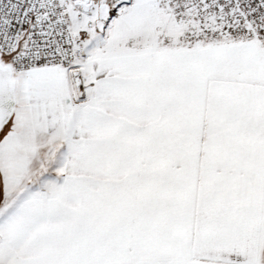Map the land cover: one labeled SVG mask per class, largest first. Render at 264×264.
Wrapping results in <instances>:
<instances>
[{
    "label": "snow or ice",
    "instance_id": "snow-or-ice-1",
    "mask_svg": "<svg viewBox=\"0 0 264 264\" xmlns=\"http://www.w3.org/2000/svg\"><path fill=\"white\" fill-rule=\"evenodd\" d=\"M0 264H264V0H0Z\"/></svg>",
    "mask_w": 264,
    "mask_h": 264
}]
</instances>
